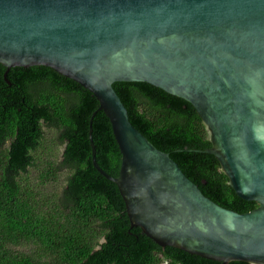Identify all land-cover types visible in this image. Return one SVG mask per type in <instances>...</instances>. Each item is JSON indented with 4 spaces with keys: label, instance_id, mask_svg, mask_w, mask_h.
<instances>
[{
    "label": "water",
    "instance_id": "obj_1",
    "mask_svg": "<svg viewBox=\"0 0 264 264\" xmlns=\"http://www.w3.org/2000/svg\"><path fill=\"white\" fill-rule=\"evenodd\" d=\"M0 64L47 67L89 91L121 153L131 228L160 247L264 264V0H0ZM147 83L191 104L230 187L258 207L224 208L130 121L113 85Z\"/></svg>",
    "mask_w": 264,
    "mask_h": 264
},
{
    "label": "trees",
    "instance_id": "obj_2",
    "mask_svg": "<svg viewBox=\"0 0 264 264\" xmlns=\"http://www.w3.org/2000/svg\"><path fill=\"white\" fill-rule=\"evenodd\" d=\"M5 72L0 64V264H221L131 228L117 185L93 164L89 123L100 106L89 91L43 66L12 68L9 83ZM113 87L133 126L206 197L238 213L258 207L236 195L215 156L188 151L212 146L191 104L147 83ZM93 140L99 166L118 177L121 153L101 111Z\"/></svg>",
    "mask_w": 264,
    "mask_h": 264
},
{
    "label": "rangeland",
    "instance_id": "obj_3",
    "mask_svg": "<svg viewBox=\"0 0 264 264\" xmlns=\"http://www.w3.org/2000/svg\"><path fill=\"white\" fill-rule=\"evenodd\" d=\"M47 131V130H46ZM47 134H49V133H47ZM55 159V158H54ZM36 179V176H35V173H34V171L32 170L30 173H29V175H28V180H29V182H33V179ZM53 188H49V189H46L48 192H49V190H52Z\"/></svg>",
    "mask_w": 264,
    "mask_h": 264
}]
</instances>
